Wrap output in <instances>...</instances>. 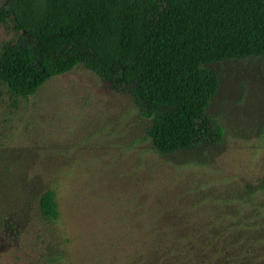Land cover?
<instances>
[{
  "label": "rangeland",
  "instance_id": "rangeland-1",
  "mask_svg": "<svg viewBox=\"0 0 264 264\" xmlns=\"http://www.w3.org/2000/svg\"><path fill=\"white\" fill-rule=\"evenodd\" d=\"M207 67L222 138L164 155L128 91L82 66L26 99L0 83V264H264V56Z\"/></svg>",
  "mask_w": 264,
  "mask_h": 264
},
{
  "label": "trees",
  "instance_id": "trees-1",
  "mask_svg": "<svg viewBox=\"0 0 264 264\" xmlns=\"http://www.w3.org/2000/svg\"><path fill=\"white\" fill-rule=\"evenodd\" d=\"M0 23L13 32L0 46L11 95L32 97L82 66L128 91L161 155L220 142L207 113L218 79L207 65L264 56V0H6ZM37 208L46 221L58 217L50 191Z\"/></svg>",
  "mask_w": 264,
  "mask_h": 264
}]
</instances>
